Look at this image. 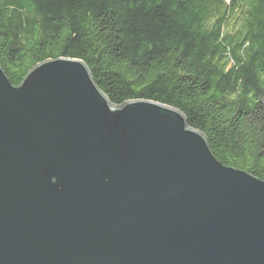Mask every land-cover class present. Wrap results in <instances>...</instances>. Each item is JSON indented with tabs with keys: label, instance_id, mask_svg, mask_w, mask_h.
Returning a JSON list of instances; mask_svg holds the SVG:
<instances>
[{
	"label": "water",
	"instance_id": "1",
	"mask_svg": "<svg viewBox=\"0 0 264 264\" xmlns=\"http://www.w3.org/2000/svg\"><path fill=\"white\" fill-rule=\"evenodd\" d=\"M0 264H264V181L82 60L0 64Z\"/></svg>",
	"mask_w": 264,
	"mask_h": 264
},
{
	"label": "trees",
	"instance_id": "2",
	"mask_svg": "<svg viewBox=\"0 0 264 264\" xmlns=\"http://www.w3.org/2000/svg\"><path fill=\"white\" fill-rule=\"evenodd\" d=\"M60 57L86 63L113 105L178 109L220 162L264 181V0H0L14 86Z\"/></svg>",
	"mask_w": 264,
	"mask_h": 264
}]
</instances>
